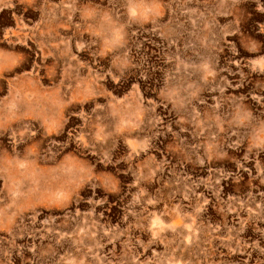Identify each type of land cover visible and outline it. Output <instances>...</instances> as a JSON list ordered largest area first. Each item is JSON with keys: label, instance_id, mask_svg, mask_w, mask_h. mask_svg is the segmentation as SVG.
<instances>
[{"label": "rangeland", "instance_id": "374dc122", "mask_svg": "<svg viewBox=\"0 0 264 264\" xmlns=\"http://www.w3.org/2000/svg\"><path fill=\"white\" fill-rule=\"evenodd\" d=\"M0 264H264V0H0Z\"/></svg>", "mask_w": 264, "mask_h": 264}]
</instances>
